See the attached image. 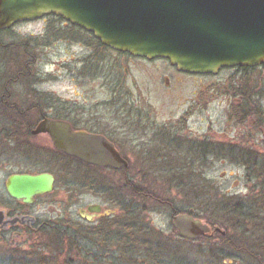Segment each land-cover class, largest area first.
<instances>
[{"label":"rangeland","instance_id":"1","mask_svg":"<svg viewBox=\"0 0 264 264\" xmlns=\"http://www.w3.org/2000/svg\"><path fill=\"white\" fill-rule=\"evenodd\" d=\"M170 65L101 49L92 34L55 16L0 33V99L9 98L32 121H38L39 104L43 115H63L79 130L107 133L130 164L126 172L86 167L38 135L28 136L35 147L30 165L23 142L0 138V202L6 207H19L4 190L9 173L26 170L56 179L54 191L27 208L43 221L59 215L80 221L79 209L90 204L116 210L114 220L98 225L104 238L90 240L94 259L72 252L70 264H156L159 255L167 264L172 258L176 264H254L252 254L226 248L220 233L181 239L172 216L194 206L204 223L217 221L232 237L259 242L253 224L230 221L211 206V197L245 200L259 191L247 167L264 156V65L217 75H178ZM3 111L0 106L1 127ZM135 192L152 200L135 198ZM82 227L93 231L80 221ZM110 228L115 236L108 240ZM128 235L129 243L123 241ZM44 243L0 237V264L12 256L42 259L49 253Z\"/></svg>","mask_w":264,"mask_h":264},{"label":"water","instance_id":"2","mask_svg":"<svg viewBox=\"0 0 264 264\" xmlns=\"http://www.w3.org/2000/svg\"><path fill=\"white\" fill-rule=\"evenodd\" d=\"M47 16L62 18L113 51L164 59L185 74L217 75L223 69L264 65V0H0V33ZM32 135H48L56 151L86 165L128 168L108 139L75 130L68 121L43 118ZM5 187L12 199L33 205L36 197L54 191L55 178L50 173L12 175ZM193 214L172 217L184 240L196 241L212 231ZM213 230L226 235L218 227Z\"/></svg>","mask_w":264,"mask_h":264},{"label":"trees","instance_id":"3","mask_svg":"<svg viewBox=\"0 0 264 264\" xmlns=\"http://www.w3.org/2000/svg\"><path fill=\"white\" fill-rule=\"evenodd\" d=\"M96 41L101 49H106V47H104L98 40ZM5 99L4 98L0 99L2 100L0 106L2 110H4L3 112H6L5 114L6 122L4 127L6 128L7 125H17V126L26 125L29 131L28 132L29 137H31V133H30L31 130H33L43 118L48 117L52 119H60L69 122V119L63 115H56L55 117H49L43 115L40 108L41 106L39 104L36 107V111L38 112L39 115L38 121L29 120L28 119L29 116H26L24 114L27 111L23 109L17 110L15 106L9 103V98H5ZM252 112L258 113L259 109L255 108V110L253 109ZM72 126L74 127V125ZM74 129L79 130L76 127H74ZM58 153L75 162L80 163L76 159H73L63 153L60 152ZM259 159H261V161ZM256 160L257 161H255L251 166L247 165L249 171L248 178L250 181L256 182L255 188L259 190L256 196L252 194L253 195L252 197L248 196L247 198H245V200H241L237 197L227 198L225 196L213 192L211 197V206H213L214 209L220 211L221 214L226 215V217L232 222L234 220L238 221V219H242L243 223L245 221H249L250 224H253V227L259 231V234H261L259 242L258 241L250 242L248 240L246 242L245 240L241 239L242 238L241 236L239 238L232 237L227 233L228 231L227 229H226L227 231H225L226 232L225 236H222L220 234L218 237L220 241L224 243L226 248L234 249L237 247L236 249H243L242 251L253 255L254 258L252 260L254 261V264H264V220L261 217H259L264 215V156L263 157L260 156ZM124 171L126 172V170ZM134 197L146 201L152 200L151 195L146 192L143 193L135 192ZM191 210L195 212L194 206L190 207L189 211L177 210L173 212V214L174 215L182 214V213L189 214ZM193 216L199 219L197 216L195 215ZM258 219L261 222H259ZM206 224L210 225L211 227H219L218 226L219 223H217V221L209 220L207 221ZM42 247L45 248L47 252H49L46 257L42 259H38L36 258V255H34V259H30L32 255L30 258L28 257L17 258L16 256H12L9 264H70L68 262V259H66L67 258L66 256L72 255V252H74L75 256H80V254H82L80 241L67 237L66 235L55 236L52 239L51 243L45 242ZM159 256H160L159 258H153L155 259L156 264H167L164 255L162 256L159 255ZM172 259L173 260L172 262H170V264H176L175 259L174 258ZM95 260L97 261V263L101 262V259H95ZM180 263L181 260H179V264Z\"/></svg>","mask_w":264,"mask_h":264},{"label":"flooded vegetation","instance_id":"4","mask_svg":"<svg viewBox=\"0 0 264 264\" xmlns=\"http://www.w3.org/2000/svg\"><path fill=\"white\" fill-rule=\"evenodd\" d=\"M107 49V48H106ZM110 50V49H109ZM147 61V60H146ZM171 70L174 71V73L180 75L178 69L176 67H173L170 65ZM169 82V80H167ZM11 130V132H10ZM31 130V136L32 135ZM80 131H86L88 133L92 134H97L104 136L106 139H108L116 149L119 151L117 144L115 141L112 139L110 135L107 133H100V132H95L93 130H88V129H80ZM28 128L26 125H7L5 127L0 126V138H7L9 140L13 139L15 144L21 145V142H23V146L28 150L25 151L27 156L29 157L28 162L31 163L32 165L34 163V156H35V147L33 146V143L31 140H29V135H28ZM4 134V135H3ZM28 139V140H27ZM28 145V147H26ZM34 147V148H33ZM120 152V151H119ZM121 154V152H120ZM122 156V154H121ZM124 158V156H122ZM125 159V158H124ZM128 162V168L130 169V164ZM83 166L94 168V169H99V170H112V169H107V168H98L94 166H89L86 165L85 163L80 162ZM114 172H119L112 170ZM22 174H30L34 175L31 171H23V170H17V171H12L9 173L7 179L12 176V175H22ZM6 179V180H7ZM6 182V181H5ZM55 184H56V179H55ZM131 184V183H130ZM129 184V186H131ZM4 190L7 195V197L16 205L19 207H6L3 203L0 202V211L3 212L1 218H0V237L2 238H10L12 242L17 244V242H23V241H30L31 238H35L36 240L38 239L39 241H45V242H50L55 236H60V235H66L67 237H70L72 239H76L77 241H80L81 244V250H82V256H84L86 259H94L92 257H95L96 255L93 252L92 249V244L90 242L93 241L94 243H97V239L99 240L100 238H104V234L100 233L98 225L101 222H111L116 218L118 215L116 210L114 208H108V206H102L99 204H90L87 205L84 208L79 209L78 211V216L80 218L81 224L83 226H88L93 227V231L91 229H84V227L80 228V221L74 220V219H69L68 220H62L64 219L59 215V218L57 220H41L34 212H30L27 210L28 207L32 205H27L21 201H17L12 199L7 191L6 187L4 184ZM47 196V195H45ZM45 196H38L35 198V202L39 200L42 197ZM34 202V204H35ZM97 206L100 208L99 212H91L90 208ZM174 216V214H173ZM172 216V217H173ZM35 219V222L32 223L31 219ZM14 220H17L14 222ZM62 220V221H61ZM14 222V223H13ZM210 226V225H209ZM212 231L208 236H211L216 234L213 229L215 227H211ZM97 229V230H96ZM108 231V240L114 239L113 237L115 236L113 232L115 231V228H110ZM128 234L127 232H125ZM112 236V237H111ZM93 239V240H92ZM132 239L129 235L127 238H124V242H130L129 240ZM100 241V240H99ZM97 258V257H96ZM95 258V259H96Z\"/></svg>","mask_w":264,"mask_h":264}]
</instances>
